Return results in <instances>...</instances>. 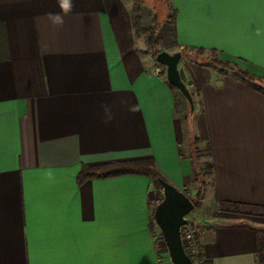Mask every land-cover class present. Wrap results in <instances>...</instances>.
<instances>
[{
    "label": "crops",
    "instance_id": "crops-1",
    "mask_svg": "<svg viewBox=\"0 0 264 264\" xmlns=\"http://www.w3.org/2000/svg\"><path fill=\"white\" fill-rule=\"evenodd\" d=\"M168 3L158 17L145 0H0V264H172L150 178L77 177L148 157L183 190L193 136L211 163L190 221L200 264H264V0ZM137 15L161 50L214 48L256 78L182 54L186 119Z\"/></svg>",
    "mask_w": 264,
    "mask_h": 264
},
{
    "label": "trees",
    "instance_id": "trees-1",
    "mask_svg": "<svg viewBox=\"0 0 264 264\" xmlns=\"http://www.w3.org/2000/svg\"><path fill=\"white\" fill-rule=\"evenodd\" d=\"M140 2V0H138ZM138 3L134 4V10L137 12L138 10ZM159 27V24L157 20L154 18L153 24H151L148 27H142L140 24L139 16L137 15L135 17L134 22V30L138 35L144 36L147 48L148 50L155 56L161 49L159 48V39L157 37V29ZM187 51L190 52L192 55V58L195 63L197 64H204V63H211L214 64L213 66L220 69L221 71H234L238 73L241 76L242 80H252L256 78V76L248 71L247 69H244L241 65H239L237 62L234 61H228L223 59L220 56V53L218 50L212 48V49H205L202 47H195V46H187ZM205 51H209L214 55L212 58L208 57H201V54ZM160 64V63H158ZM161 66L162 63L160 64ZM173 89L176 90V87L172 84H169ZM254 89L257 91L264 93V84L260 85L258 83L252 84ZM192 97L194 98L195 93L193 90H190ZM178 105V103H176ZM190 112L186 115V119H189ZM194 141H198V137L193 136ZM205 154L209 157V149L205 148ZM194 171L190 177H188L185 181V186H188L190 183L194 182L196 183V187L192 189L193 196L191 200L193 201L195 207H198L200 204V201L203 197L204 190L206 187V179L205 176L211 175V163L208 161V163L205 165L204 169L201 170V168L197 169L196 162L192 160ZM124 174H140L144 175L151 179L153 186L157 190L155 198L153 201H151L149 204L151 206V220L153 229H157V225L155 223L154 217H153V210L155 205L158 201H160L162 197V188L161 184L159 182V179H165L164 176L160 173V171L156 168L154 161L151 158H137V159H131V160H120V161H113L106 164H100V165H82L81 170L79 172V175L77 177V181L81 182L83 180H86L88 178L92 177H114ZM166 180V179H165ZM185 193V192H184ZM220 203L223 204V206L226 205L225 202L220 201ZM239 205H234V207H238ZM236 209V208H235ZM236 211V210H235ZM190 222V221H189ZM190 224L193 227V223L190 222ZM196 238V237H195ZM165 246V245H164ZM199 251V247H198ZM199 253V252H198Z\"/></svg>",
    "mask_w": 264,
    "mask_h": 264
},
{
    "label": "water",
    "instance_id": "water-1",
    "mask_svg": "<svg viewBox=\"0 0 264 264\" xmlns=\"http://www.w3.org/2000/svg\"><path fill=\"white\" fill-rule=\"evenodd\" d=\"M181 56V51L168 53L161 50L155 55V58L165 66L168 82L184 95L190 113H193V97L182 81L178 69ZM159 182L162 188V197L154 207L153 217L164 240L171 262L172 264H194L183 247L180 227L188 223L186 215L195 208V205L188 195L168 180L159 179Z\"/></svg>",
    "mask_w": 264,
    "mask_h": 264
},
{
    "label": "rangeland",
    "instance_id": "rangeland-1",
    "mask_svg": "<svg viewBox=\"0 0 264 264\" xmlns=\"http://www.w3.org/2000/svg\"><path fill=\"white\" fill-rule=\"evenodd\" d=\"M145 3H146V7L147 9H149V11L153 12L155 15H157L158 17H161L164 13H168L169 11V3H168V0H145ZM154 22V20H153ZM152 22V24H153ZM182 54H186L188 53V51H181ZM193 55V53H192ZM154 56V55H153ZM214 55H212L211 52L209 51H205L201 54V57H208V58H212ZM155 61H156V58L154 56L153 58ZM210 66H213L214 64H211L209 63ZM163 70L165 71L166 68L165 66H162ZM214 68V67H212ZM218 69V68H216ZM246 69V68H244ZM187 150L189 156L191 157L192 160H194L197 164V169L198 168H201V170L204 169L205 165L208 163L209 161V158L208 156L205 154V146L203 144H201L199 141H194V138L191 140V145H190V148L188 149H185ZM206 179V182L209 181V176H205ZM196 183L192 182L190 183L188 186H185V189H181L183 192H185L186 195L189 196V198H192L193 196V191L192 189L196 187ZM203 206H206L208 205V196L206 195L205 198H204V202L202 203ZM202 205H199L198 207H195L191 212H189L187 215H186V218L188 221H192V217L194 216V211H196L199 207V209H203ZM157 235L160 237V239L163 240L162 236H161V233L157 227ZM163 245H165L164 243V240H163Z\"/></svg>",
    "mask_w": 264,
    "mask_h": 264
},
{
    "label": "built area",
    "instance_id": "built-area-1",
    "mask_svg": "<svg viewBox=\"0 0 264 264\" xmlns=\"http://www.w3.org/2000/svg\"><path fill=\"white\" fill-rule=\"evenodd\" d=\"M180 235L183 247L187 254L192 258L193 263L200 264L201 259L198 255V244L194 235L193 227L189 221L180 227Z\"/></svg>",
    "mask_w": 264,
    "mask_h": 264
}]
</instances>
